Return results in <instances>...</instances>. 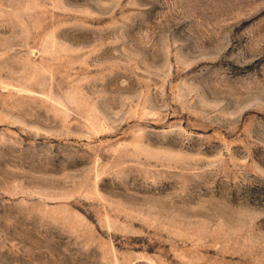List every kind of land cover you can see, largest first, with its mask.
<instances>
[{
	"label": "rangeland",
	"instance_id": "rangeland-1",
	"mask_svg": "<svg viewBox=\"0 0 264 264\" xmlns=\"http://www.w3.org/2000/svg\"><path fill=\"white\" fill-rule=\"evenodd\" d=\"M0 264H264V0H0Z\"/></svg>",
	"mask_w": 264,
	"mask_h": 264
}]
</instances>
